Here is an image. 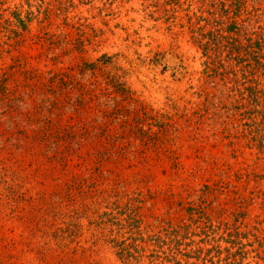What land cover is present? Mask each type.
<instances>
[{
	"label": "rangeland",
	"instance_id": "1",
	"mask_svg": "<svg viewBox=\"0 0 264 264\" xmlns=\"http://www.w3.org/2000/svg\"><path fill=\"white\" fill-rule=\"evenodd\" d=\"M0 264H264V0H0Z\"/></svg>",
	"mask_w": 264,
	"mask_h": 264
}]
</instances>
